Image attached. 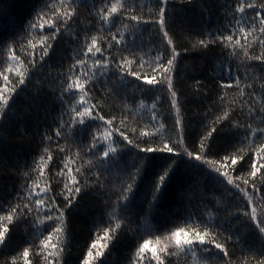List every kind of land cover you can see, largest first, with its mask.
<instances>
[{
	"label": "snow or ice",
	"instance_id": "6c2138e0",
	"mask_svg": "<svg viewBox=\"0 0 264 264\" xmlns=\"http://www.w3.org/2000/svg\"><path fill=\"white\" fill-rule=\"evenodd\" d=\"M23 4L27 19L0 31V147L9 128L27 138L37 113L45 121L14 194L0 197V253L10 249L0 264H67L70 218L90 196L102 204L86 223L78 264H106L120 245L125 264H264V0H224L221 18L190 38V48L171 28L177 0ZM145 31L155 37L150 59ZM61 43L70 52L53 72ZM213 49L216 99L195 79L191 98L202 111L190 121L180 63L190 50L207 56ZM108 101L122 107L109 110ZM181 166L197 173L201 187L213 186L198 210L162 204ZM186 198L182 191L181 202ZM249 232L258 247H244Z\"/></svg>",
	"mask_w": 264,
	"mask_h": 264
},
{
	"label": "trees",
	"instance_id": "16d2710c",
	"mask_svg": "<svg viewBox=\"0 0 264 264\" xmlns=\"http://www.w3.org/2000/svg\"><path fill=\"white\" fill-rule=\"evenodd\" d=\"M138 4L150 3V0H136ZM224 3V0H194V3L180 4L177 0V14L174 22L171 24L172 31L175 34V38L178 43L184 47H189V39L195 38L199 35V30L204 25L213 26L221 18L220 5ZM4 9L3 14H0V31L11 32L13 31L10 25V20L16 21V26L19 27L21 22L27 19L29 13L26 6L23 4V0H4V4L0 5ZM87 15L86 12H81V19L83 23H87L83 18ZM141 39L144 41L143 51L145 53V59H150L154 52H151L153 44L155 43V37L149 35L148 31H145ZM151 41V43H149ZM70 49L68 45L61 43L58 47L57 54L53 57L51 63L53 64V72L57 67L63 63L61 54L68 56ZM219 54L218 49H213L207 54V56L201 55L199 52L189 51L185 54L181 60L178 83L181 90L185 95L189 96V102L186 104L187 118L190 121H198L196 113L202 111L201 105L191 98L192 86L195 83V79H200L208 85L209 89H212V99H216L215 86L212 83L210 76L214 70L216 60ZM48 103V98H44V104ZM128 103L131 105L134 103L133 98H129ZM209 101L205 100L204 105H207ZM150 106L151 101H148ZM43 106V105H42ZM109 110H119L122 104L119 101H108ZM136 108L139 111L138 102ZM55 113H53L54 115ZM45 121V115L43 112H39L33 118L30 124V130L27 132V138H22L21 134L14 128H9L4 133L6 137V144L0 147V197H8L10 194H14L15 188L19 184L17 173L23 168L25 163H31L32 154L37 150L36 144L39 142V137L35 135L37 131H42L41 126ZM47 122H51V117H47ZM198 123L193 122L190 124V132L192 138L199 135ZM225 136L227 133L224 134ZM225 141L218 139L217 143L221 144ZM199 179L197 173L193 170H189L184 166L176 172L173 179L169 182V186L166 189L165 196L162 199L164 208L175 211L179 205L181 213L185 211V205L191 206L193 210H198L201 206V199L203 196L210 194L213 189L212 185L208 188L201 187L196 181ZM192 183V187L189 189V183ZM185 191L186 197L190 194V199H185L183 202L180 200V194ZM219 195V191L216 193ZM146 196V190L141 189L138 193L136 204L142 206V201ZM82 207L77 213H74L71 220V234L72 242L70 245V251L66 257L67 264H78L81 253L84 250L86 237L88 236V228L86 227L87 221L93 215H99L102 201L96 197H87L81 202ZM21 225L17 230V236L23 235V228ZM15 242L13 244L14 247ZM258 241H256L255 234L249 232L246 237L245 248L258 247ZM10 249H5L0 255H6ZM11 254H15L12 252ZM126 249L125 246L120 245L114 248L111 254L107 257L106 264H125ZM241 257V252L236 250V259ZM190 264V262H189Z\"/></svg>",
	"mask_w": 264,
	"mask_h": 264
}]
</instances>
